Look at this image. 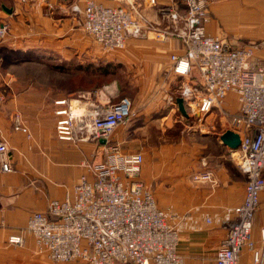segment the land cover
Instances as JSON below:
<instances>
[{
    "label": "crops",
    "instance_id": "obj_1",
    "mask_svg": "<svg viewBox=\"0 0 264 264\" xmlns=\"http://www.w3.org/2000/svg\"><path fill=\"white\" fill-rule=\"evenodd\" d=\"M0 1V26L7 27L5 38L0 39V142L10 149L13 165V171L4 172L0 164V264H29L36 249L35 238L25 228L30 214L44 211L51 199L63 198L81 175L91 179L93 165L103 159L100 143L60 140L54 130L55 111L61 107L56 101L94 89L78 90L58 80L56 85H45L20 79L16 69L31 62L17 63L13 58L16 53L35 55L38 65H53L59 80L100 61L124 65L132 73L130 81L138 86L131 98L132 114L127 123L115 129L112 141L122 152L142 154L139 179L175 227L177 250L184 263L215 264L230 217L226 208L239 205L244 197L245 176L236 164V150L220 140L226 130L244 132L242 126L230 123L240 107L236 94L229 92L221 104L203 114L192 115L184 106V115L170 96L180 84L192 82L196 71L192 69L185 76L172 71L171 55L184 53L180 39H156L144 31L143 36L129 39L124 48L108 52L83 30L81 16L70 7L74 0ZM94 1L118 4L116 0ZM256 1L253 9V0H211L206 33L224 39L229 34L233 39L257 38L258 32L247 25L253 12L264 13V0ZM156 2L177 4L184 13L178 0ZM136 6L146 27L168 25L167 15L158 13L156 5L136 0ZM259 53L264 63V49ZM61 63L80 65L83 70L62 73L55 68ZM96 89L91 101L106 105L122 98V91L113 86ZM15 114L21 119L20 130L14 129ZM207 170L212 172L210 180L193 179ZM13 235H20L22 243H9ZM250 240L261 251L258 264H264V189ZM238 264H256L249 247L242 249Z\"/></svg>",
    "mask_w": 264,
    "mask_h": 264
},
{
    "label": "built area",
    "instance_id": "obj_2",
    "mask_svg": "<svg viewBox=\"0 0 264 264\" xmlns=\"http://www.w3.org/2000/svg\"><path fill=\"white\" fill-rule=\"evenodd\" d=\"M26 2L28 0H19ZM108 5L94 0H74L71 10L81 16L83 30L105 51L125 47L131 38L144 35L156 39L173 36L184 47L182 55H171V69L193 81L177 88L189 112L203 114L221 104L229 92L236 94L240 107L230 123L242 126L236 164L245 176L243 201L226 208L230 216L227 231L215 254V264H238L244 247L261 261V251L250 240L253 218L264 189V63L253 46L238 45L229 39L206 33L208 0H178L177 4L156 5L167 15L164 28L146 27L137 12L136 0H116ZM7 34L0 26V39ZM97 89L80 92L76 97L56 101L61 105L54 130L60 140L100 141L103 159L93 165V177L81 175L61 199L48 201L44 211H35L27 219L26 230L39 249L56 263L73 264H185L177 250L178 234L150 189L139 179L143 156L125 153L112 141L115 129L131 117V101L124 97L106 105L91 101ZM14 129H22L18 114ZM0 164L4 172L13 171L10 149L0 142ZM212 178L211 171L193 176L195 181ZM9 243L21 244L13 235Z\"/></svg>",
    "mask_w": 264,
    "mask_h": 264
},
{
    "label": "rangeland",
    "instance_id": "obj_3",
    "mask_svg": "<svg viewBox=\"0 0 264 264\" xmlns=\"http://www.w3.org/2000/svg\"><path fill=\"white\" fill-rule=\"evenodd\" d=\"M33 0H28V2H31ZM211 0H208V5L209 2ZM254 4H253V9H255L256 7V0H253ZM208 5H207V14L208 15ZM252 21L251 24L248 23L247 25H251L250 27L253 28V31H257V38L256 37H241V38H234L236 39V43L238 45H249V46H253L255 48L256 54L258 56H260V51L261 49H264V13H252ZM263 33V34H261ZM259 36V37H258ZM226 39H229L231 41H235L232 37V34L227 37H225ZM111 51H115V50H109ZM108 51V52H109ZM261 57V56H260ZM14 60L18 62H31L30 65L27 66H19L16 71L20 77V79H26V78H30V79H34L38 84H57L58 81H60L61 85L64 84H68V76L64 75L62 77L56 79V74H53V69L51 65H38L37 63H40L35 55L32 54H20V53H16L13 56ZM115 68V66H114ZM116 70L114 72H112L110 75H100L98 73H91V72H87L86 70H83L84 72H79L81 74L79 75H83L85 77V79H80L79 83L81 81L82 85L85 84V82H87L88 80H90V78L92 76V87H96V88H111L113 86V88L115 87L118 91H122L123 94L119 95V98H128L131 101V98L133 96H136L137 92H138V86L132 81L133 76L132 73H130V71L125 70L124 65H117V68H115ZM38 71H41L40 74L38 73ZM52 71V73H51ZM35 73V74H34ZM64 73V72H62ZM86 74V76L84 75ZM45 75V76H43ZM98 75V76H96ZM100 76H104L101 78H99ZM33 77V78H32ZM58 80V81H57ZM78 80V79H77ZM104 80V81H103ZM47 82V83H46ZM94 88V90L96 89ZM176 92H174L173 94H171L170 97L175 98V96L178 94L177 90H175ZM170 101L172 102L173 100L170 99ZM174 104H176V101H173ZM132 103V102H131ZM132 105V104H131ZM177 113V112H176ZM193 115V113H192ZM180 119V118H179ZM176 119V120H179ZM34 240V246L36 247L35 249V253L29 256V264H70V263H56L53 262L51 260H49L45 253L42 252L39 249L38 244L36 243L35 239Z\"/></svg>",
    "mask_w": 264,
    "mask_h": 264
},
{
    "label": "trees",
    "instance_id": "obj_4",
    "mask_svg": "<svg viewBox=\"0 0 264 264\" xmlns=\"http://www.w3.org/2000/svg\"><path fill=\"white\" fill-rule=\"evenodd\" d=\"M1 2V1H0ZM117 65L118 64H113L111 62H104V61H100L98 63H93L91 66H88L86 68V71L87 72H91V73H98L100 75H110L112 72H114L117 68ZM53 66V65H52ZM115 66V68H114ZM55 68L60 70L61 72H66V71H69V72H72L73 71H79L82 67H80V65H76L75 67H70L69 65H67L66 63H61L60 65H55ZM78 74L75 75V76H71V77H68V84H64L65 86L67 87H74V88H77L78 90H80L81 88L83 89H94L96 87H92L93 85L91 84L92 83V77H95V76H92L90 78V80H88L87 82H85L84 85H82V82L80 81V79H85V77L83 75H79L81 73L77 72ZM98 76V75H96ZM102 77L104 76H100L99 78L102 79ZM78 79V80H77ZM104 81V80H103Z\"/></svg>",
    "mask_w": 264,
    "mask_h": 264
},
{
    "label": "water",
    "instance_id": "obj_5",
    "mask_svg": "<svg viewBox=\"0 0 264 264\" xmlns=\"http://www.w3.org/2000/svg\"><path fill=\"white\" fill-rule=\"evenodd\" d=\"M177 104L181 113L185 115L186 113L184 110L183 102L180 99H178ZM220 140L224 145H226L232 150H237L241 141L239 134L232 130H226L225 132H223L222 135L220 136ZM100 143H103V141H100Z\"/></svg>",
    "mask_w": 264,
    "mask_h": 264
}]
</instances>
